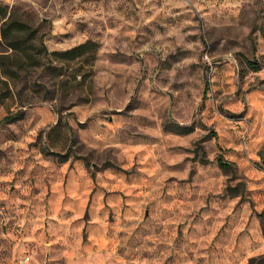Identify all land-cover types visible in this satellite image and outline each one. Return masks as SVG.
I'll use <instances>...</instances> for the list:
<instances>
[{
  "label": "rangeland",
  "instance_id": "1",
  "mask_svg": "<svg viewBox=\"0 0 264 264\" xmlns=\"http://www.w3.org/2000/svg\"><path fill=\"white\" fill-rule=\"evenodd\" d=\"M0 2L48 51L0 75V264H264V0Z\"/></svg>",
  "mask_w": 264,
  "mask_h": 264
},
{
  "label": "trees",
  "instance_id": "2",
  "mask_svg": "<svg viewBox=\"0 0 264 264\" xmlns=\"http://www.w3.org/2000/svg\"><path fill=\"white\" fill-rule=\"evenodd\" d=\"M36 29L31 28L28 24H26L24 21H22L16 12L11 11L8 9V6L5 4H2L0 2V43L4 44L7 48L13 50L14 52L18 53V55L14 54V56L9 57L7 54L0 53V75L4 76H12L14 73H16V70L13 68V65L15 64L16 67L20 68L25 65V58H31L33 57V54L31 50L36 49L38 54L43 50L45 53L47 51V47L45 43L43 42V33L39 35V42L40 45L37 46L33 44V39L36 37ZM95 46V42L92 40H86L81 43H78L76 45H73L67 49L61 50V51H52L51 53L54 55L56 59H72L80 55L86 54L89 57L94 56L93 48ZM10 58V59H9ZM24 59V60H23ZM39 59V58H38ZM36 59L30 64H37L39 60ZM245 64L249 69L257 70L261 67L262 62L258 58H248L244 57ZM0 81L6 85H8L7 80L4 78H0ZM7 92L9 91L8 88H6ZM23 116L22 110H17L15 112L9 113L5 115L3 120L6 121H13L15 119L21 118ZM60 116H58V119L56 123L51 126V128H57L60 126ZM83 123V122H79ZM65 125H67L68 129L71 130V134L73 135V129L72 126L68 124V122L65 121ZM176 126L172 127L167 124V128L170 130H176L179 132L186 133L192 129L190 125L187 124H175ZM75 138L72 136L70 140V144L74 142ZM45 154L53 155L57 157L59 161H65L68 159L67 152H61L56 151L53 149H50L47 146H43L41 148ZM72 146L69 145L67 150H71ZM261 158L264 162V145L260 151ZM216 161L218 165L221 168L227 169L232 167V163L226 159L223 158V156L218 153L216 154ZM202 161H206V159L203 158Z\"/></svg>",
  "mask_w": 264,
  "mask_h": 264
}]
</instances>
